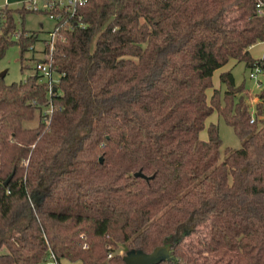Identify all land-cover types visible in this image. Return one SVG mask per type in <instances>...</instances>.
<instances>
[{"label":"trees","instance_id":"1","mask_svg":"<svg viewBox=\"0 0 264 264\" xmlns=\"http://www.w3.org/2000/svg\"><path fill=\"white\" fill-rule=\"evenodd\" d=\"M28 12L0 10V61L16 44L21 71L39 60L25 57ZM77 13L84 27L53 43L51 95L33 71L0 76V264H124L120 247L164 244L160 264H264V88L252 117L231 70L223 92L212 85L230 59L264 75L248 51L264 41L255 0H87ZM213 111L241 140L222 161L217 124L199 136Z\"/></svg>","mask_w":264,"mask_h":264},{"label":"rangeland","instance_id":"2","mask_svg":"<svg viewBox=\"0 0 264 264\" xmlns=\"http://www.w3.org/2000/svg\"><path fill=\"white\" fill-rule=\"evenodd\" d=\"M4 0H0V10L2 8H20L22 5H14L12 7L4 6ZM4 6V7H3ZM16 23L20 28V15L15 16ZM2 19L0 16V26L2 24ZM24 27L29 31H35L38 34V40L29 47L28 52L26 53L25 57L34 59H43L47 53L43 50L42 40L46 38L47 31L52 28V22L48 19V17L43 13L38 12H28L24 15ZM262 44H256L252 48V55L259 56L263 50ZM48 55V54H47ZM29 64H34L32 60L28 62ZM230 70L234 77V82L236 86L243 84V91L241 95L244 96L247 104L248 109L252 115H255V103L253 101V97H255L259 91L264 88V76L263 74H258L257 79H252L249 77L250 69L245 67L244 62L236 61L233 65L230 66ZM6 72L5 74V82L7 84H11L14 82H20L24 80L25 77L32 72V70H24L21 71V64H20V47L16 44L10 46L6 51L5 56L0 61V73ZM55 76V75H54ZM212 85L217 86L222 92L225 90V86L219 82L218 73L214 75V79H212ZM213 88L207 90V96L209 97ZM210 123H215L218 126L219 137L222 141L220 146V155L219 161H222L225 158V149L229 148L232 150L239 149L241 147V140L234 134L232 128L228 126L220 115L213 111L205 120L204 128L200 131V138L206 139L207 138V131L206 128ZM35 124L33 122H27V126H32ZM190 232H187V235H184L189 242L190 239H196L199 234L193 233L189 235ZM189 236V237H188ZM128 249L122 246L118 250L120 254H124ZM45 264H57L52 256H48L46 259ZM58 264H74L69 262L66 259H60ZM79 264V263H75Z\"/></svg>","mask_w":264,"mask_h":264},{"label":"built area","instance_id":"3","mask_svg":"<svg viewBox=\"0 0 264 264\" xmlns=\"http://www.w3.org/2000/svg\"><path fill=\"white\" fill-rule=\"evenodd\" d=\"M86 1L87 0H27L20 4L26 10L42 12L52 22V28L47 31L46 38L42 40L43 50L48 55L46 54L43 59L34 62L32 70L39 76L38 82H47L48 94L50 95L54 91V84L59 80V74L52 66L50 57L53 50V43L58 33L64 31L70 32L77 27H84L81 15H78L77 11ZM255 10L257 16L263 19L264 24V2L262 0H255ZM19 36V33L14 34L15 39H18ZM258 74H262V69L259 66L250 68V78L257 79ZM32 103L35 104L36 102L33 100ZM53 108V104L51 100H49L48 104L41 109V116L45 122L50 120ZM250 121L252 122L253 120L251 119Z\"/></svg>","mask_w":264,"mask_h":264},{"label":"water","instance_id":"4","mask_svg":"<svg viewBox=\"0 0 264 264\" xmlns=\"http://www.w3.org/2000/svg\"><path fill=\"white\" fill-rule=\"evenodd\" d=\"M5 74L6 72H2L0 76L4 78ZM99 161L101 162L102 159L100 158ZM135 176L146 178L140 172L135 173ZM7 183L8 181L6 184ZM172 259L173 256L170 252V246L166 244L156 247L149 253H145L141 250L129 249L122 256L124 264H160L163 261H170Z\"/></svg>","mask_w":264,"mask_h":264},{"label":"crops","instance_id":"5","mask_svg":"<svg viewBox=\"0 0 264 264\" xmlns=\"http://www.w3.org/2000/svg\"><path fill=\"white\" fill-rule=\"evenodd\" d=\"M27 0H4V3L5 5L4 6H9V7H12L14 5H20L24 2H26ZM3 6V7H4ZM256 44H262L264 46V41L263 42H257L255 44H253L252 46H250L248 48V51L249 53L251 54V56L254 58V59H259L263 56L264 54V47H263V50H262V53L259 55V56H254L252 55L251 51H252V48L256 45ZM237 60H234V59H230L224 66H222L221 68L215 70L212 74V79H214V75L218 73V77H219V74L222 73V72H225V71H228L230 70V66L233 65ZM264 76V75H263ZM213 88H218L217 86L213 85ZM253 101L254 103H256L257 101V97H253ZM200 136V135H199Z\"/></svg>","mask_w":264,"mask_h":264}]
</instances>
